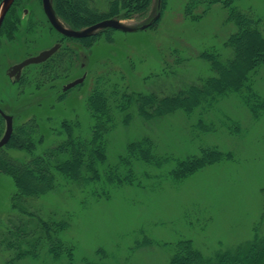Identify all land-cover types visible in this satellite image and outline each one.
I'll use <instances>...</instances> for the list:
<instances>
[{
  "label": "rangeland",
  "instance_id": "obj_1",
  "mask_svg": "<svg viewBox=\"0 0 264 264\" xmlns=\"http://www.w3.org/2000/svg\"><path fill=\"white\" fill-rule=\"evenodd\" d=\"M188 1L166 0L158 25L141 29L161 14V0H153L147 18L121 21L135 30L110 31L112 41L101 36L94 56L77 41L63 39L64 45L77 51L71 77L77 79L81 69L93 65L85 78L86 85L74 87L67 95L70 100L64 99L60 104L50 94L35 95L32 87L23 93L22 86L19 88L8 77L9 66L35 56L62 38L41 21L40 0H24L14 39L0 37V107L13 115L16 122L19 116L32 113V106H26L27 112L22 109L20 114L18 104L24 98L31 105L34 99L44 104L45 110L42 106L36 108L42 113L38 115L47 138L45 145L39 144L36 149V154H40L60 139L47 130L60 127L64 119L77 121L84 134L89 133L91 118L86 98L97 73H112L110 76L124 88L165 94L213 76L210 63L201 54L215 52L220 59H228L232 51L225 42L237 31L228 21L229 9L223 2L232 1L241 11L251 12L264 34V0H217L200 19L185 17ZM30 17L35 34L29 31ZM253 84L255 91L264 97V66L253 74ZM204 119L214 122L212 130L204 131L198 126L197 114L188 116L183 112L152 122L134 118L129 125L119 120L109 137L107 166L120 161L130 142L146 136L152 138L162 154L185 158L197 153L201 146H218L233 151L236 155L233 161L207 167L181 182L162 178V171L156 168H150V175L145 176L136 165L140 186L114 187L105 198H93L90 188L82 192L62 182V188L33 200L39 215L49 218L56 213L57 219L63 215L70 218L71 228L63 238L77 247L73 264H82L84 258L112 264H170L171 245L183 239H191L210 256L252 239L256 226L264 233V113L258 120L253 119L241 99L232 94L223 98ZM237 123L239 133L230 132L227 125L236 128ZM6 152L13 159L30 158L22 151ZM13 192L12 179L0 174V233L12 224L21 225L20 214L10 209ZM27 227L34 228L31 218ZM21 247L28 251L31 246L23 243ZM13 254L12 250H5L0 264ZM46 255L41 252L37 259L28 256L15 264H69L65 258L53 261Z\"/></svg>",
  "mask_w": 264,
  "mask_h": 264
},
{
  "label": "trees",
  "instance_id": "obj_2",
  "mask_svg": "<svg viewBox=\"0 0 264 264\" xmlns=\"http://www.w3.org/2000/svg\"><path fill=\"white\" fill-rule=\"evenodd\" d=\"M2 2L0 0V5ZM23 2L24 0L14 1L4 18L0 37L5 35L11 41L14 39L15 32H18L19 10L24 7ZM216 2L217 0H189L185 7V17L200 19ZM152 5L153 0H52L56 16L68 28L78 31L107 19H145L149 16ZM222 5L229 9L228 21L236 26L237 31L225 42V46L232 51L228 59H220L215 52L201 54L210 63L213 76L204 77L178 92L165 94L124 88L115 77L110 76L112 73H97L94 86L86 98L91 118L89 133L84 134L77 121L64 119L60 122V127L47 130L51 136L60 139L40 154H36V149L39 144L45 145L47 138L38 115L42 113L37 109L42 106V110H45L44 104L41 101L35 102L38 99H34L31 100L34 101L31 105L26 98L18 104L20 114H23L22 109L27 112L26 106H32L33 109L32 113L18 117L9 143L0 148V174L10 177L14 183L10 209L22 217L19 220L21 225L12 224L0 233V256L8 249L14 252L10 259L4 260V264H15L28 256L37 259L41 252L48 254L46 257L53 261L65 258L69 264L75 262L77 247L63 238L71 228L70 218L63 215L57 219L56 213L46 218L35 212L36 206L33 204V200L62 188V182L82 192H87V188H90L89 194L93 198L102 199L114 187L140 186L141 183L137 181L140 171L135 170L136 165L145 176L150 175V168H156L162 171V178L170 177L174 182H181L207 167L236 158L233 151H224L218 146H201L197 153L185 158L166 155L157 151L155 142L146 136L130 142L120 161L112 167L107 166L109 137L119 120L122 124L129 125L134 118L152 122L183 112L188 116L197 114L198 126L204 131H210L214 122H205L204 116L215 110L223 98L232 94L241 99L253 119L258 120L263 115L264 97L254 89L253 74L264 66V34L251 12L241 11L232 1H225ZM165 6L166 0H161V14L148 28L158 25ZM114 30L100 29L90 36L70 39L77 41L80 47L93 55L98 50L101 36L105 35L106 40L112 41L108 34ZM29 31L30 34H35L32 22ZM75 57L77 51L63 44L46 62L24 69L21 79L14 84L19 85V88L22 86L23 93L32 87L35 95L50 94V98L60 104L64 99L68 102L70 98L67 95L73 88L63 91V87L75 77H71L75 70ZM92 65L93 63L86 70L81 69V73L88 77ZM86 82L87 79L77 88L85 86ZM236 126L238 127L233 128L227 125V128L230 132L239 133L240 126L238 123ZM5 129V119L0 114V138ZM7 149L25 152L30 158L28 161L13 159L6 152ZM30 218L34 225L32 230L27 227ZM23 243L31 246L28 251L21 247ZM171 246L170 264H264V233L260 226L254 229L252 239L210 256L198 249L191 239H183ZM82 264L112 263L84 258Z\"/></svg>",
  "mask_w": 264,
  "mask_h": 264
},
{
  "label": "water",
  "instance_id": "obj_3",
  "mask_svg": "<svg viewBox=\"0 0 264 264\" xmlns=\"http://www.w3.org/2000/svg\"><path fill=\"white\" fill-rule=\"evenodd\" d=\"M15 0H3L1 6H0V30L4 21V18L6 16V14L8 13V11L10 10L11 6L13 5ZM43 4H44V10L45 13L47 14L49 20L52 23V26L61 34H63L64 36L67 37H71V38H84L87 36H90L91 34L95 33L96 31L100 30V29H116V30H121V31H133L136 28H130L125 26L121 20L119 19H107V20H103L93 26H90L86 29L83 30H73L70 28L65 27L57 18L53 7H52V3L51 0H43ZM159 17V16H158ZM157 19V18H156ZM150 25L146 24L141 26V29H146L148 28ZM60 47L59 44L41 51L39 54L29 57L25 60H23L22 62H19L18 64L12 65L8 70L7 73L10 77H14L15 80H18L21 76L22 70L30 65H36V64H41L43 62H45L47 59H49ZM85 80V75L81 78H78L68 84H66L63 87V91H67L70 90L80 84H82ZM0 113L2 114V116L4 117V119L6 120V130L5 133L3 135V137L0 139V148H3L4 146H6L13 134V129H14V123H13V116L5 113L4 111H2L0 109Z\"/></svg>",
  "mask_w": 264,
  "mask_h": 264
},
{
  "label": "flooded vegetation",
  "instance_id": "obj_4",
  "mask_svg": "<svg viewBox=\"0 0 264 264\" xmlns=\"http://www.w3.org/2000/svg\"><path fill=\"white\" fill-rule=\"evenodd\" d=\"M40 3H41V10H42V16H43V19H42V16L39 18L43 23H45V24H47L49 27H50V29L52 30V31H54L58 36H60V37H62L59 41H56L55 43H54V45H52V46H50V47H48L47 49H49V48H51V47H53V46H55V45H57V44H59L60 45V47L58 48V50L55 52V53H57L61 48H62V46H63V39H66V38H70V37H67V36H64L63 34H61L60 32H58L53 26H52V23H51V21L49 20V18H48V16H47V14L45 13V10H44V4H43V0H40ZM30 16V14L28 15V17ZM32 17V16H31ZM31 17L29 18L30 19V21H31ZM38 19V20H39ZM37 20V22H39ZM32 22V21H31ZM36 33V32H35ZM43 50H46V49H43ZM43 50H41V51H43ZM40 51V52H41ZM54 53V54H55ZM53 54V55H54ZM37 55V54H36ZM52 55V56H53ZM51 56V57H52ZM50 57V58H51ZM48 60V59H47ZM46 60V61H47ZM45 61V62H46ZM44 63V62H43ZM42 64V63H41ZM14 65V64H13ZM84 65V64H83ZM23 71H24V69L22 70V73H21V76H20V78L18 79V80H15L14 78H13V81H19L20 79H21V77H22V74H23ZM72 81V80H71ZM0 109L3 111V109L0 107ZM1 114V113H0ZM2 115V114H1Z\"/></svg>",
  "mask_w": 264,
  "mask_h": 264
}]
</instances>
